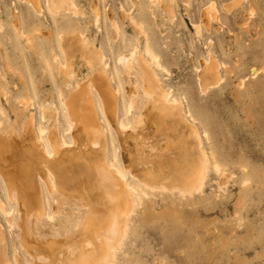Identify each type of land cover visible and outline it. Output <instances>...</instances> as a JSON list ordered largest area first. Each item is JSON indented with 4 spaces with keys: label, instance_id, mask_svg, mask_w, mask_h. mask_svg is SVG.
Listing matches in <instances>:
<instances>
[{
    "label": "rangeland",
    "instance_id": "obj_1",
    "mask_svg": "<svg viewBox=\"0 0 264 264\" xmlns=\"http://www.w3.org/2000/svg\"><path fill=\"white\" fill-rule=\"evenodd\" d=\"M70 2L77 6V12L63 8L56 13L48 0H32V3L31 0H0V107L3 109L0 119L5 121V130L0 128V137H14L18 146L25 149H22V159L31 166L38 163L44 168L48 163L43 161L47 155L40 147L42 144L34 139L36 144L38 142L35 146L33 135L37 136L39 124L46 126L56 115L57 129L62 132L66 120L61 100L70 92L64 90L66 84L74 88L80 79L86 81V84L80 82L84 86H79L82 89L78 83L75 86L78 89L68 86L71 92L66 97L71 117L79 118L80 109L84 116L85 125L77 124L76 136L85 145L81 153L74 151L67 168L54 167L56 163L52 166L55 172L66 170L72 178L81 180L71 183L70 191L66 193V205L60 211L54 208L53 199L47 195L44 179L39 178L47 196L43 198L46 204L37 200L35 203L41 210L45 209L44 222H50L49 214L55 217L50 223L56 224L63 236L74 230L71 235L58 237V240L73 238L67 244H71V248H66L71 262L76 259L73 264H77L79 251L87 249L90 261L87 264H95L92 260L104 258L107 248H111L112 264L114 261V264H264V0ZM208 9L215 17L206 28L202 25L201 15ZM198 24L202 25L200 34L195 27ZM80 32H84L96 50L105 54L109 63L107 74L110 77L99 69L96 79L100 90L116 88L118 102H107L116 131L121 133L119 123H116L118 118L133 125L129 123L134 116V110L130 111L128 105L131 101L129 93L133 95L140 89L124 82L119 56L129 54L136 46L145 50L146 42L161 64L153 65L156 71L151 70L152 66L150 72L159 75L163 89L171 91V98L175 95L182 105L181 110L158 119H151L150 115L143 125L130 126H136L135 130L129 127L128 132L126 129L128 138L121 143V148H117L115 128L106 115L104 103L96 88L92 90L87 85L93 72L77 47ZM209 51L219 62L221 78H214L212 86L206 89L198 81L197 68ZM62 63L72 65L75 84L71 79V83L65 81ZM216 80L219 81L214 83ZM60 92L65 93L64 97ZM160 92L158 88L157 93ZM25 98L34 99V104L29 106L31 110L28 108L20 115L17 113L19 101ZM144 98L138 96L142 102ZM45 101L52 105L46 113L50 117L46 115L47 121L40 112V105ZM178 112L183 113L185 121ZM26 116L34 118L30 126L25 123ZM85 127L90 135L82 130ZM93 138L96 139L91 142ZM97 140L99 146L95 145ZM33 146L38 151V159L31 154ZM121 154L131 157L135 164H139V157L143 162H149L139 169L153 163V170L161 175L167 189L151 190L142 203L129 204L127 208L133 211L130 221L122 222L124 240L121 243L112 239L110 245L86 246L80 238V226L75 224L79 215L85 213L82 203L89 206V213L95 216L98 211L103 213L107 201L115 202L116 180L107 169L114 156L121 163ZM204 156H210L207 163H211L206 164ZM58 160L59 157L55 162ZM214 160L225 169H222L223 174L213 166ZM195 165L201 172L205 171L200 180L193 176ZM84 169L90 173L81 174ZM179 175L183 182L177 185L178 188L171 181L167 182L176 180ZM0 196L11 211L14 201L7 195L1 174ZM13 216L17 220L11 225L9 214L0 208V229L5 240L1 245L2 257L7 255L12 264H30L19 236L17 221L20 216L18 213ZM48 228L43 229L50 233L45 234L46 239L56 240ZM35 247L33 253L36 256L46 255L45 250ZM60 261L57 264H64Z\"/></svg>",
    "mask_w": 264,
    "mask_h": 264
},
{
    "label": "bare ground",
    "instance_id": "obj_2",
    "mask_svg": "<svg viewBox=\"0 0 264 264\" xmlns=\"http://www.w3.org/2000/svg\"><path fill=\"white\" fill-rule=\"evenodd\" d=\"M158 2L160 3L162 1H158ZM31 3H32V0H31ZM48 4L52 8V10L54 12H56V13H59L61 9L63 10V8L64 9L66 8L65 10L68 9L69 11H72V12H77L78 11L77 6L75 5L76 6L75 7L74 6V2L72 4V2H70V0H48ZM36 8H38V7L36 6ZM209 8H211V7H209ZM215 9H216V7H215ZM212 10H213V8H212ZM212 10L211 9L204 10V13L201 15L202 25H204L206 28L210 27V24H211L210 20L213 17H215L212 14ZM202 25L201 24L195 25L198 34H200V30H201ZM114 28H115V26H114ZM78 34H79V37L77 38V41H78L77 42V44H78L77 47H79V50L81 51V56H82L85 64L87 66H89L91 68L92 72H93L92 73L93 77L91 76L92 78H90V80L87 83V85L92 90L94 88H96L97 93L99 94V96L102 99V102L104 103L105 112L107 113L106 115H107L108 119L111 121V124L113 125V122L111 120V115H110L111 114V108L107 104V102H110V101H114L116 103L118 102V100L116 98V88H114L112 86L115 90L111 89L109 87H106L103 90H100V88H98L99 85H97V79H96L97 71L99 69H100V71H101V69H102V71L104 70L105 73H106V76L110 77V75L107 74L108 73L109 63H108V61L106 59L105 54L102 53L100 50H96V46H94V44L90 43V40H88L86 38L84 32H80ZM145 44H146L145 45V50H142L143 52L141 51V48L139 46H136L135 48L130 50L129 54H120V56H119V60H120L119 62H121V64H123L122 75H123L124 82H126L128 85L132 84L135 87H137L138 89L139 88L141 89V90L139 89L138 92L134 93L133 95L131 94L132 92H130V93L128 92L129 95H130V98H131L130 104L128 102L129 109H130V111L134 110L133 111L134 112L133 119L131 121H129V123H132L133 125L136 124V126L143 125L146 122V120L149 118L150 115H151L150 118L152 117V118H157L158 119L159 117L161 118L162 116L171 115L173 112H175V110H178V109L181 110L180 107L182 106V105L180 106V104H179L180 102L178 101V99L176 97H174L175 95L171 98L172 94H171L170 90L168 91L166 89H163L164 85H162V83L160 82L159 75L158 74L157 75L156 74H152L154 71L150 72L151 70L155 69V66H156L155 64H157V66H160L161 64L159 63V58L155 54H152L151 48H150L148 42H146ZM218 63L219 62H217L215 60V58L213 57V53L210 52V51L208 52L207 57L202 58V60L200 61V65L197 68V76H198L197 78H198V81H199V83H200V85L202 87H204L206 89L209 88L208 86H210V85L212 86V84H213L212 80L214 78H217L218 76H220L219 75L220 73H219V70H218ZM62 64H63V66L61 68H63L65 81L69 82L70 79L73 81V77L75 76V74H74V72L72 70V65L71 64L70 65L69 64L65 65L64 63H62ZM153 65H155V66H153ZM152 66L154 68H152ZM150 68H152V69L150 70ZM158 68H160V67H158ZM155 71H156V69H155ZM102 74H104V73H102ZM112 76H114V74H112ZM109 77H108V79H110ZM114 78H112V80ZM220 78H221V76H220ZM220 78H219V80H220ZM81 80L82 79L79 80V83L80 82H82V83L84 82V81H81ZM219 80H216L214 83H216ZM74 81H76V80H74ZM74 81H73V83H74ZM69 83H71V82H69ZM77 83H78V81L76 82V84ZM79 83H78V87L81 86V85L83 86L82 83H80V85H79ZM126 83H125V85H126ZM76 84L74 85V88H76L75 87V86H77ZM66 85H67V87L70 86L68 83ZM132 85H130V86H132ZM67 87L64 90H67V91L71 92V89L69 90V89H67ZM78 87L76 89H78ZM81 87H79V88H81ZM70 88H73V87L70 86ZM158 88L161 89L160 93H157V89ZM1 89H0V94H2V90ZM63 92L62 93L60 92V96L63 95ZM70 92H69V94H70ZM75 92H76V90H75ZM92 92L94 93V91H92ZM126 92H127V90H126ZM3 93H4V91H3ZM69 94L64 97V95H65V93H64V95L62 96L64 98L63 99L61 98L62 99L61 102H62L63 108L65 110L64 112L62 110L63 117H64V113H65V120H66V125H65L64 129L62 130V132H59L58 129H57V126H56V123L58 122L57 115L55 116L56 118H55L54 121H51V122L49 120L47 121V118H46L47 114L46 113L48 111V108H50L52 106V105H50L51 103L49 104V102L45 101V102L41 103V105H40V112H41L42 118L47 121V124H46V126H43L41 124L38 125L39 127H38V130H37V136L34 134L35 136L33 135V137H35V138H33L32 141L34 142V139H35L36 141H38V142H40L42 144V145H40V144L39 145H40V147L44 148L43 151H45V153H46L45 155H47V157L49 159H56L57 157L65 154V153L61 154V155L58 154L59 156L56 157V155H57V152L55 151V150H57V149H55L56 146H58V148H60L58 153H61V149L62 150L73 149L74 151H79V153H81L82 152V147H84V145H85L84 143H81L77 139L78 135L76 136L77 124L78 123H82V125H85L84 116L81 113V109H80V111H78L79 118L73 119L71 117V114H70V108L71 107L69 108V100H67L68 98L66 99V97H68ZM139 95H143L145 97L144 98L145 101H143V102L140 101L138 99ZM72 96H74V95H72ZM93 98L95 99L94 95H93ZM33 100L34 99H32V98H29V99L25 98L23 100H20L19 101L20 108H18L19 110H17V113H19L20 115L25 114V110H27L29 108V106L31 107L34 104ZM65 100H67V101H65ZM94 104H95V101H94ZM79 105H81V104L79 103ZM86 106H88V105H86ZM56 110H54V111L56 112ZM54 111H53V113H54ZM0 113L3 114V109L1 107H0ZM116 113H117V111H116ZM178 113H181V116L183 117V113L182 112H178ZM73 114H75V113H73ZM126 115L128 116V114H126ZM47 117H49V115H47ZM99 117L100 116H98V118ZM32 119H33V122H34V118L26 116L25 123L28 124V126H30L29 124L32 122ZM118 119H119V122L117 121L116 123H119L118 125H119V130L121 129V133L116 131L115 125H113V126L115 128V133H116V141H117L116 147L117 148H119V147L121 148V143L122 142L124 143L127 140V138H128L126 129L128 130L131 125L129 126L128 122H126L124 119H120V118H118ZM183 119L185 121L184 117H183ZM50 120H53V119L51 118ZM101 120H102V118H101ZM99 121H100V119H99ZM189 121H190V119H189ZM4 122H5L4 120L0 119V128H1V130L4 129V127H5ZM88 123H90V122L88 121ZM3 125H4V127H3ZM13 125H14V123H13ZM133 125L131 127H133ZM136 126H134V128ZM142 127H144V126H142ZM134 128H131V129H134ZM7 130H8V128H7ZM82 130L89 134V131L86 130V127L83 128ZM136 131H137V129H136ZM178 131H180V130H178ZM3 132H4V134L5 133L7 134V131H3ZM128 132H129V130H128ZM8 134H9V132H8ZM146 135H148V134H146ZM144 136H145V134H144ZM8 137H9V135H8ZM121 137H122V139H120ZM95 139L93 138L91 140V142L94 141ZM98 140H100V139H98ZM105 140H106V137H105ZM141 141H142V139H141ZM146 141H147V139H146ZM38 142H37V144H38ZM4 144H5V142H4ZM37 144L35 143V145H37ZM95 145L99 146L100 145L99 141L96 142ZM128 145H130V144L128 143ZM92 146H94V145H92ZM1 147H2V145H1ZM1 147H0V160L2 159V154H3ZM129 147H131V146H129ZM22 149H24V148H22ZM124 150L126 151V148L123 149V151ZM152 150H153V148H152ZM158 151L161 152V150H158ZM132 153H134V151ZM143 153H146V152L143 151ZM66 155H67V153H66ZM103 156H104V152H103ZM146 156H147V154H146ZM213 156L215 158L214 154H213ZM203 158H204L206 164L211 163V162L207 163V161L209 160L210 156H209V158L207 156H204ZM137 160L140 161L139 164H135L131 157H129L128 155H123V154H121V163L115 158V156L110 159L109 168L107 169V172L109 174H111V176L116 180L115 183H114L117 186L116 187V193H115V199L116 200H115L114 203H110V202L107 201L106 205L104 206L105 209L102 210L103 213H100L101 211H98V214H95V216H93L92 212L89 213V209H88L89 206H87L86 204L84 205V203H82L81 207H82V210H85V213L79 215V217H78L77 221L75 222V224L78 223V226H80L79 232L82 233L80 238L84 239V242H86V246H88L90 244V246L92 245L93 247H99L101 245L108 244L110 242V240H112V239H114V240L117 239V241L119 240V242L121 243V241L124 240V239L122 240L123 236H121L123 234L122 231H121L122 230V222H124V221L129 222L130 218H131V215H132V211H133V209L127 208L128 206H130L129 204L134 203L135 205H137V204L142 203L143 200H144L143 197L147 196L148 195L147 192H149L151 190H155L156 189L158 191L157 188H165V189H167L165 187L166 185L163 186V184H164L163 181L164 180L162 179L161 175H158L153 170V168H152L153 167V163H150L149 166H147V167H145L143 169H139L140 166L142 167V166H145L146 164L148 165L149 162L148 163L143 162V158L142 157H139ZM204 160H203L202 163L205 166ZM215 160L213 162H215ZM20 162L24 163V159L23 160L20 159ZM90 162H92V160H90ZM185 163H187V160H186ZM220 165L215 162L213 166L215 167V169L219 173L221 172L223 174L225 171L224 172L222 171L223 168L221 169ZM24 166H25V164H24ZM28 168H30V167H28ZM224 168H226V167H224ZM110 169H111V171H110ZM209 169H211V168H209ZM84 170L85 171L82 170L81 174L82 173H90V171H88V169H84ZM223 170H225V169H223ZM192 171H193V176L195 177L196 180L202 179V177L204 176L203 173H205L204 170H202V172H201V170L199 168H197L196 165L194 166ZM0 174H1L2 178L4 179V186H5V189L7 191V195L9 197V199L11 201L12 200L14 201L13 208L10 211L9 209H7L8 206H6L5 202L2 200V198L0 196V208L5 213L9 214V216H10L9 219L10 220L9 219L8 220L11 222L10 223L11 225L14 224L15 221L17 220V219L15 220V217L13 216V214L14 213H18V215L20 216V217L17 216L18 219H19L17 221L18 227L20 229L19 236H21V245H23L24 249L26 250V254H27V256H28V258L30 260V264H57V261H59V260H61L60 262H62V263L64 262V264H65V262H66V264H73L76 261V259H75V261L71 262V259L69 258V255L66 252V248L70 247L69 245H71V244H69V245H67V244L69 242H71V240H73V238L72 237L65 238L64 240H66V244L64 243V240H58L59 236H60V238H62L63 232H61V231H59L57 229L56 224L52 225V223H50L51 221L55 220L54 219L55 217L53 218V217H51L53 215L50 216V214L47 213V214H49V218L48 219H49L50 222L49 223H47V221L44 222L43 221L44 220V216L43 215L46 214V212H44L45 209L41 210L35 204L36 200L43 202V205L46 204V203H44V199L43 198H44V196L45 197H47V196L44 195V192H43L44 185L43 184L41 185L40 179H44L42 181H45V183H46L47 195H50V197L53 199L54 208L56 210L59 209L60 211H61V209H64V205H66V199L68 198V194H66L65 191H70L69 190L70 186L68 184H66L65 181H64V183L66 184L64 186H67L66 187L67 190H66L64 188V186L62 185L63 184L62 180H60L58 175H56L54 173V171H52V169L49 168V167H46L43 170L42 174L39 175L40 179L38 181L34 180L32 174H30L28 172H26V173L24 172L23 176L19 174L20 178L17 179L12 174V172L9 171V169L6 166H2L1 164H0ZM226 174H227V171L225 173V176H226ZM228 174H229V172H228ZM19 175H18V177H19ZM66 178H68V177H66ZM69 178H70V176H69ZM70 180H71V182H76V181L81 180V179L79 177H76V178H72L71 177ZM169 181H171L170 182L171 184H174L176 186L178 184H181L180 183L181 181L183 182L182 178H180V175H179V178H177L176 180H167V182H169ZM101 186L102 185H100V187ZM242 187H244V186H242ZM176 188H178V186ZM168 189H170V188H168ZM179 189H181V187H179ZM81 190H85V189H81ZM86 190H89V189L87 188ZM200 191H202V190H200ZM45 194H46V192H45ZM79 194H80V192H79ZM93 199H95V198L93 197ZM83 202H85V201H83ZM239 203H241V202H239ZM85 206H87V208H85ZM56 210H55V212H56ZM34 226H35V229H34ZM48 226L51 228L52 231L51 230L50 231L53 234L52 236H54V238L52 236L51 237L53 239H56V240H48V239H46L45 234L47 232H44L43 229H45V227L48 228ZM128 226L125 229H128ZM73 227H75V226H73ZM77 228H75V229H77ZM71 232H74V230L71 231ZM1 233L2 232H1V229H0V259H2L1 262H2V264H12V260H9L7 255L5 257H2L3 254H2V251H1V245H3L5 240L3 238V234H1ZM70 233H68V234L71 235ZM68 234H66V236ZM124 237H125V234H124ZM119 242H117V245L119 244ZM115 244H113V245H115ZM64 245H65V248H64ZM109 245H110V243H109ZM113 245L111 247H113ZM35 246L45 250L44 252L46 253V255L45 256H36L33 253V250H34ZM117 247H119V245ZM115 248L113 250H115ZM110 249L107 248L105 253H107V252L108 253L106 254V256H104V258H102V259H99V258L93 259L92 262L95 263V264H107V262H109V261L111 262V259L109 258L110 256L112 257V254H110ZM5 251H6V249H5ZM87 251H89V250L82 249V251H79V252H81L80 256H78L79 252L76 254L79 257L78 258L79 262L77 264H87L88 262H90L88 260V258H87V256H88L87 255V253H88ZM17 253H19V252H17ZM40 253H42V251H40ZM113 254H115V253H113ZM112 259H114V256L112 257ZM15 260H17V259H15ZM112 262L110 264H112ZM114 263H115V261H114Z\"/></svg>",
    "mask_w": 264,
    "mask_h": 264
},
{
    "label": "crops",
    "instance_id": "obj_3",
    "mask_svg": "<svg viewBox=\"0 0 264 264\" xmlns=\"http://www.w3.org/2000/svg\"><path fill=\"white\" fill-rule=\"evenodd\" d=\"M2 138L3 137H0V147L2 145L1 149H2V153H3L2 154V159L0 160V164L2 166H6L9 169V171L12 172V174L17 179L20 178V175L23 176L24 175L23 174L24 172L25 173L28 172V173L32 174L34 180L38 181L39 180V177H40L39 175L42 174L43 170L46 167H49V168L52 169V171H54L53 168H52L53 163H56L54 165V167H57L58 166L59 168H62L63 166H64V168H67L71 164V156H73L74 150H72V149H70V150H67V149L66 150H62L61 149V153L59 154L58 152H59V149L60 148H58V146H56L55 149H57V150H55V151L57 152V154L61 155L62 152H63V154L65 153L64 155L59 156V160L57 162H55V159H49L47 157L46 160H43V161H45V163L48 162V164L46 163V165H45L44 168H42V166L40 164H38V163L36 165L35 164H32V166H31V165H29V163L25 162V160H24V163L21 162V165H19L18 163H19L20 159L24 158V152H22L23 150L18 146V142H15V139L14 138H12V139H10V138H3L2 139ZM4 142H5V144H4ZM32 148H35V147L33 146V147H31V149ZM21 152H22V155H20ZM66 153H67V155H66ZM31 154L35 158H37L38 155H39L38 154V151H36V149H34V150L32 149ZM24 164H25V166H24ZM16 167L18 169H21V170L20 171H17L15 169ZM28 167H30V168H28ZM54 173L56 175H58V177L60 178V180H62V182H63L62 185L63 186L66 185V184H68L69 186L71 185V183H72L71 180H70L71 179V176L67 173L66 170L65 171H58V172H55L54 171ZM18 175H19V177H18ZM69 176H70V178H69ZM66 177H68V178H66ZM64 181H65L66 184L64 183ZM66 187L67 186H64L65 189H66ZM65 192L67 193L68 191H65Z\"/></svg>",
    "mask_w": 264,
    "mask_h": 264
}]
</instances>
